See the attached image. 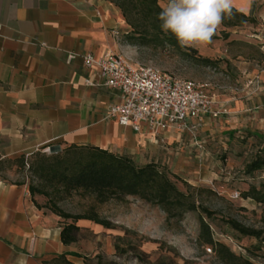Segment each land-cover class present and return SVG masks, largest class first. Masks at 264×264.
Here are the masks:
<instances>
[{
	"label": "crops",
	"instance_id": "obj_1",
	"mask_svg": "<svg viewBox=\"0 0 264 264\" xmlns=\"http://www.w3.org/2000/svg\"><path fill=\"white\" fill-rule=\"evenodd\" d=\"M234 8L257 21L258 34L252 35L264 55V0H235ZM128 31L121 11L107 0H0V264H63L61 257L89 264L75 255L80 253L77 242L63 243L61 217L36 206L29 184L3 175L8 162L45 147L79 145L144 164L160 160L176 174L181 169L184 134H192L177 128L137 132L121 125L109 117L111 105L120 100L118 92L104 85L97 67L85 65L87 54L100 58L126 52ZM70 53H75L72 60ZM243 73L256 77L264 91V60L245 66ZM211 95L218 113L203 116L204 129L219 121L228 123L232 133L264 123L262 113H250L251 102L231 97L222 110ZM257 99L264 102V94ZM196 139L202 147L196 134L190 145Z\"/></svg>",
	"mask_w": 264,
	"mask_h": 264
},
{
	"label": "rangeland",
	"instance_id": "obj_2",
	"mask_svg": "<svg viewBox=\"0 0 264 264\" xmlns=\"http://www.w3.org/2000/svg\"><path fill=\"white\" fill-rule=\"evenodd\" d=\"M242 27L244 33L239 32ZM230 29L238 32L228 31ZM256 29V20L240 26H221L217 33L220 38L205 46H193L200 55L215 60L212 66L182 57L172 49L161 51L139 47L129 43L125 37L123 43L127 50L121 53L134 62L153 65L175 76L209 83L206 92L216 95L221 109L233 97L251 102L252 115H264V102L257 99L264 91L256 77H247L243 73L245 66L264 60L259 39L252 35L258 34ZM227 126L228 123L219 121L213 129L202 126L196 133L203 139L202 147L195 143L190 145L192 133L184 134L188 139L183 147V161L178 174L160 160L157 162L161 169L172 175L181 189H187L185 183L200 189L198 201L215 212L213 218L205 219L212 226L213 243L199 237V211L169 219L160 207L135 197L99 204L91 196L80 193L62 194L58 203L67 212L86 214L95 210L112 225L105 228L84 219L87 221L82 222L78 233L76 244L80 253L77 254L89 264H264V241L244 235L226 222L235 219L245 226L264 229V201L259 202L251 195L257 192L264 196V167L251 173L247 171L250 162L264 159V123H255L248 129L241 127L240 131L232 133ZM62 151L58 147H45L26 156L23 165L18 159L10 161L3 168V175L10 181L33 182L44 188L46 184L36 173L38 164L43 157L55 156ZM47 189L50 196L55 197L54 191L50 187ZM237 193L239 195L235 197ZM36 196L43 208L50 211L46 207L49 206L48 197ZM61 219L63 223L72 222L71 219ZM216 243L228 247L235 257L221 256Z\"/></svg>",
	"mask_w": 264,
	"mask_h": 264
},
{
	"label": "trees",
	"instance_id": "obj_3",
	"mask_svg": "<svg viewBox=\"0 0 264 264\" xmlns=\"http://www.w3.org/2000/svg\"><path fill=\"white\" fill-rule=\"evenodd\" d=\"M113 3L122 13L129 31L124 35L125 39L136 46L154 49H172L178 55L187 59L199 61L206 66H212L215 60L199 54L193 46L181 47L171 33L165 34L159 27L157 16L161 11V2L164 0H107ZM254 18L234 8L231 19H225L224 27L243 25L253 22ZM227 35V34H226ZM220 38L214 36L213 40ZM25 155L17 158L20 164L25 163ZM16 160V159H15ZM264 167V159H256L247 165L248 173ZM37 176L44 181L46 187H40L33 182L29 184L30 192L36 206L43 208L34 197L42 194L48 197L51 212L61 218L72 222L64 223L61 231V239L66 245L78 241L80 227L77 222L88 219L111 228L107 220L102 219L95 210L86 214H72L64 210L58 203L62 194L80 193L91 196L96 203L103 204L109 201H125L129 197H135L153 206L160 207L167 213V218H182L187 212L199 211L200 234L199 237L206 242L213 243L212 226L206 218H213L215 212L206 207L197 199L199 188L185 183L187 189H181L172 175L160 166L151 162L139 165L129 155H120L96 146L71 145L55 156L43 157L36 169ZM178 179L177 176H173ZM22 184L24 182H18ZM54 191V196L47 189ZM194 189V191L192 190ZM259 202L264 201V196L257 192L251 193ZM226 222L244 235L254 236L264 241V229L245 226L235 219ZM219 245L221 256L235 257L234 253L223 244ZM75 255H78L77 253ZM63 264H76L65 257ZM61 264V263H58Z\"/></svg>",
	"mask_w": 264,
	"mask_h": 264
},
{
	"label": "built area",
	"instance_id": "obj_4",
	"mask_svg": "<svg viewBox=\"0 0 264 264\" xmlns=\"http://www.w3.org/2000/svg\"><path fill=\"white\" fill-rule=\"evenodd\" d=\"M74 57L75 53L69 54V60ZM84 62L97 67L104 85L119 94L120 100L111 105L109 117L137 132L144 129L158 134L177 128L195 135L203 126L204 115L218 113L214 96L206 92L207 82L175 76L153 65L134 62L122 53L109 52L100 58L87 54ZM195 143L198 145L199 140Z\"/></svg>",
	"mask_w": 264,
	"mask_h": 264
},
{
	"label": "clouds",
	"instance_id": "obj_5",
	"mask_svg": "<svg viewBox=\"0 0 264 264\" xmlns=\"http://www.w3.org/2000/svg\"><path fill=\"white\" fill-rule=\"evenodd\" d=\"M234 5L235 0H167L157 16L159 27L181 47L211 44Z\"/></svg>",
	"mask_w": 264,
	"mask_h": 264
}]
</instances>
